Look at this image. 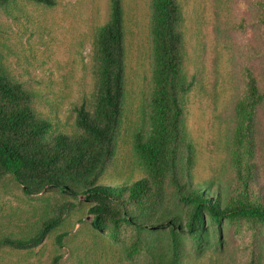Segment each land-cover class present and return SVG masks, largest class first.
<instances>
[{
    "label": "rangeland",
    "instance_id": "1",
    "mask_svg": "<svg viewBox=\"0 0 264 264\" xmlns=\"http://www.w3.org/2000/svg\"><path fill=\"white\" fill-rule=\"evenodd\" d=\"M46 8L16 2L0 11V56L15 80L34 88L36 111L48 119L54 133L77 134L76 106L93 100L96 86L95 41L110 16L111 0H56ZM183 11L186 74L197 75L184 102V127L194 145L191 175L195 183L213 182L221 200L230 197L234 182L232 156L236 103L245 90V69L256 75L264 93V0H178ZM152 0H123L126 28V94L116 155L101 179L117 185L145 174L134 153L137 134L149 129L153 93L151 42ZM242 21L243 26L240 28ZM255 160L264 185V99L256 116ZM182 183V182H181ZM215 198V197H214ZM67 204L61 226L37 248L4 249L0 264H149L152 251L146 238L163 239L162 246L175 264H249L252 254L264 264V225L248 219L217 223L204 215L196 234L180 233L175 241L169 229L144 234L123 227L114 241L108 230L96 231L89 203L62 197L57 190L27 196L11 178L0 183V236H26L45 218L57 216ZM164 202L186 222L192 205L177 197L171 175L165 183ZM53 212V214H52ZM147 226H143L144 228ZM63 235L61 245L58 237ZM137 241L141 254L129 259Z\"/></svg>",
    "mask_w": 264,
    "mask_h": 264
},
{
    "label": "trees",
    "instance_id": "2",
    "mask_svg": "<svg viewBox=\"0 0 264 264\" xmlns=\"http://www.w3.org/2000/svg\"><path fill=\"white\" fill-rule=\"evenodd\" d=\"M20 1L46 8L57 5L56 0H0V11ZM183 21L178 0H152L153 93L149 129L137 134L134 141V153L145 176L133 182L108 185L101 181L116 155L124 111L123 0L110 1L109 20L97 32L95 92L92 101L86 100L73 110L77 134L53 132L52 123L34 108L38 98L34 88L11 77L0 56V183L11 178L27 196L57 190L62 197L82 198L90 205L91 226L98 232L108 230L114 241L126 226L147 235L169 229V236L175 241L180 233L195 235L203 225L204 215H210L217 223L248 219L264 225V185L257 182L261 171L255 160L256 116L264 93L250 68L245 69V90L235 107V179L229 188L230 197L221 200L220 191L214 193L213 182L195 183L191 175L194 145L185 131L183 116L185 97L195 86L197 75L186 74ZM260 21L264 23V16ZM169 175L178 199L192 205L186 222L164 202ZM67 204L74 206L64 203L60 214L45 218L26 236H0V253L6 248L28 251L39 247L61 226ZM62 237H58L59 246ZM163 241L158 236L146 238L143 245L153 252L149 264H175L168 249L160 247ZM136 243L127 252L129 259L141 254ZM59 259L56 256L52 264ZM249 264H259L255 253Z\"/></svg>",
    "mask_w": 264,
    "mask_h": 264
}]
</instances>
